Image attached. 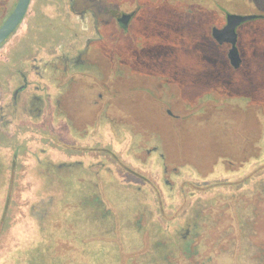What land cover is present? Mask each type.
<instances>
[{"label":"rangeland","instance_id":"rangeland-1","mask_svg":"<svg viewBox=\"0 0 264 264\" xmlns=\"http://www.w3.org/2000/svg\"><path fill=\"white\" fill-rule=\"evenodd\" d=\"M240 1L244 5V0ZM233 3V0H171L164 11L162 8L157 12L151 8L142 9L141 15L157 21L159 32L153 37L159 38L160 43L158 46L147 44L148 48L143 47L132 56L135 57L133 66L143 74L139 75L129 68L132 66L129 58L122 79L112 67L113 91L117 93L115 106L125 110L134 131L143 133L145 147L158 145L157 153L147 155L144 150V162L135 168L143 175L138 183L143 199L134 207L140 211L143 209L138 226L135 222L139 216L132 219L131 214L135 210L130 212V208L120 211V216L116 215L112 221L95 219L91 211L93 201L78 192V185L82 183H77L76 169L65 174L67 170L62 168L60 178L55 179L57 183L51 182L56 183L63 194L57 195V199H49V194L57 191L44 192L41 186L43 180L39 177V165L43 164H38L37 160L42 156L43 145L39 142L42 132H32L40 127L39 122L31 121L29 132H15L12 138L4 132L0 134L4 175L6 178L14 177L12 184H0V264H171L174 260L169 261L170 258L180 254H169V250L174 248V233L165 219H173L170 221L172 226L183 223L188 200L180 197V193L191 192V198L197 195L210 198L221 193L225 197L237 192L249 193V183L253 178H259L261 185L257 182L258 188L263 187L264 119H261L263 126L254 120L252 124L247 112L242 117L239 105L225 100L220 93L212 92L209 98H206L208 94L202 96L204 98H196L209 89L208 83H220L221 78L226 77L242 80L235 86L237 90L248 91L264 86L263 19L246 22L240 29L242 62L238 69L231 66L227 57L229 45H220L211 37V28L223 25L225 11H245L238 9L239 5L233 6ZM248 11L257 12L253 8ZM24 23L26 20L0 48L2 89L8 86L5 81L14 66H18L26 46L27 41L22 37ZM133 44H138L137 39ZM140 56L143 59L141 62L138 61ZM114 62L112 64L116 65L117 62ZM104 64L108 65L101 62V65ZM173 67L179 69L183 78L188 80L191 77L192 84L185 87L173 82L175 80L166 82L163 74L149 72H160L166 68L172 71ZM125 98L126 104L123 103ZM47 113L45 111V115ZM129 114H134V119ZM46 123H49L48 129L55 128L51 120H46ZM0 125L6 128L5 118ZM16 135L19 139L26 135L28 140L24 141L23 147L16 148ZM64 139L68 140L67 137ZM47 144L46 154L57 162L56 157L59 156L56 155L59 153L54 151V141L47 139ZM16 152H20L17 158L13 157ZM159 153L164 155L167 177L173 180L170 191L162 183ZM253 154L259 156L250 157ZM189 162L198 169L187 165ZM174 166L178 168L175 176L169 174ZM226 168L234 171H227ZM46 181L50 185V181ZM152 189L159 192L158 198L162 197L160 206L165 209L162 213L164 217H158L156 213L158 198H154ZM7 190L11 194L6 196L4 193ZM245 197L241 196V204L246 203ZM115 198L117 207L113 210L122 207L119 204L122 201ZM122 204L126 206V203ZM237 209L235 211L239 214ZM168 210L175 211L168 216ZM119 218L121 222L115 221ZM156 219L163 225L155 227ZM133 225L137 228L134 229ZM229 244L226 242L224 246ZM249 251L241 242L238 248L223 250L208 264H256ZM212 252L210 257L216 254L215 249ZM159 253L169 255L167 263L160 259Z\"/></svg>","mask_w":264,"mask_h":264},{"label":"flooded vegetation","instance_id":"flooded-vegetation-1","mask_svg":"<svg viewBox=\"0 0 264 264\" xmlns=\"http://www.w3.org/2000/svg\"><path fill=\"white\" fill-rule=\"evenodd\" d=\"M17 1L0 0V26ZM233 1V6L239 5L238 9L245 11H225L223 25L214 27L222 28L230 13L255 15L236 27V45L241 57L240 29L251 20H264V0H244V5L240 0ZM170 2L171 0H30L22 20L0 43L1 48L26 20L22 37L27 43L22 58L19 59L18 66H14L10 77H7L5 82L8 86L0 88V121L5 118L8 126L4 129L0 125V134L4 132L13 137L15 132H29L31 121L40 123V127L32 132H42L39 134V142L43 145L40 151L42 156L38 157L37 163L43 164L39 165V177L45 181L41 184L43 191H57L49 194L50 200L63 194L55 180L60 178L62 168L67 170L65 174L73 173V169H76L77 183H82L78 185V192L93 201L91 211L95 219L112 221L116 215L120 216V211L125 212L130 208V212L135 210L131 214L132 219L139 216L136 225L141 221L143 209L140 211L134 207L143 199L138 185L143 175L135 168L144 162L143 151L147 155L157 153L158 145L145 147L143 133L134 131L128 123L125 110L115 106L117 93L113 91L111 70L114 67L115 73L122 79L128 68L129 52L135 54L143 47L148 48L147 44L158 46L159 38L153 37L154 33L159 32L157 21L141 15L142 9L151 8L157 12L166 4L170 5ZM252 8L257 12L248 11ZM136 39V48L128 50V43L133 46ZM220 45L230 47L228 42ZM114 61L117 62L116 65L112 64ZM101 62L108 65H101ZM241 62L242 58L238 67H232L238 69ZM129 68L139 75L143 74L136 66L130 65ZM149 72L155 75L159 71ZM123 103H127V98ZM45 111H48L49 118ZM133 116L134 114L130 115L132 118ZM46 120H51V125L55 128L48 129L49 123ZM15 139L16 148L23 147L24 141L28 140L26 135L20 136V139L16 135ZM47 139L55 143L54 151L59 153L56 155L59 156L56 157L57 162L46 154ZM19 153H13V157L17 158ZM163 156L161 153L158 155L162 164L161 179L170 191L173 180L167 177ZM2 157L0 154V184L9 185L13 183L14 177H5V162ZM187 165L198 169L191 163ZM171 169L169 174L177 175L178 168L174 166ZM46 180L50 181V185ZM257 182L261 185L259 178L250 181L249 193L237 192L228 197L221 193L210 198H202L201 195L191 198V192L180 193V197L188 200L183 212V223L172 226L170 221L173 219H165L174 233V248L169 250V254H180L179 257L170 258L169 261L174 260L171 264H208L220 252L223 253V250L230 247L238 248L241 242L249 248V255L256 264H264V182L262 188H258ZM4 194L7 196L11 193L7 190ZM152 195L156 199L159 192L152 189ZM245 195L246 203L241 204V196ZM114 198L126 203V206L121 202L119 204L122 207L113 210L117 207ZM161 199L162 197L156 199L158 217H164L165 209L160 206ZM235 208H238L239 214ZM168 211L169 216L175 210ZM115 221H120V218ZM136 225H133L134 229L137 228ZM160 225L163 223L156 219L154 226ZM124 226L125 223L122 227ZM226 242L230 243L227 246L229 248L224 246ZM213 249L216 254L210 257ZM158 255L160 259L166 260L168 254Z\"/></svg>","mask_w":264,"mask_h":264},{"label":"trees","instance_id":"trees-1","mask_svg":"<svg viewBox=\"0 0 264 264\" xmlns=\"http://www.w3.org/2000/svg\"><path fill=\"white\" fill-rule=\"evenodd\" d=\"M162 10L164 11L165 7H162ZM210 34H211V31H210ZM128 46H130L128 50L136 48L135 44L133 46H131L128 43ZM133 54L134 53H130L129 52V55L127 56L129 58V60L132 62V65L135 64V57H132ZM142 60L143 59L140 56L138 61L141 62ZM170 69L171 68H169V69L166 68L165 70H161L157 74H161V75L163 74L162 78L166 79L165 81H167V79L170 80V81L171 80L172 81L175 80L173 82H176V84H179V85H182V86H185V87L187 85L192 84L191 77H189L188 80L183 78L182 77L183 74L179 73L180 71H179L178 68L175 69L173 67L172 71ZM221 79H223V80L220 83L218 81L217 82L213 81V82L208 83V85H210L208 87L209 89L205 90V92H203L201 95L197 96L196 98H204L202 96H206L205 94H208V96L206 98H209L212 95V92L220 93V95L225 100L235 101L234 103L236 105H239L238 107L240 108V112L242 113L241 114L242 117H243V114L247 112L248 115L251 116V118H252L250 120L251 123L254 120V121H257L258 123H260L262 125L261 119H264V86L258 87V88L252 89V90H248V91H242V90H239V89L237 90V87H235L239 81H242L240 78L238 80H233L231 77H229V78L226 77L225 79L224 78H221ZM223 81H224V83H223ZM235 81H237V82H235ZM180 95H181V97H184L181 93H180ZM188 100L191 101L190 98H188ZM262 129H263V127H262ZM175 137H176V135H175ZM175 137H174V139H175ZM260 137H261V134H260V136L258 138L257 143L259 142ZM257 145H258L259 150H260L259 144H257ZM257 145H255V146H257ZM259 154H260V151H259ZM259 154L257 156H259ZM253 155H254V157H253ZM253 155L250 156V157H252V158L257 157V156H255V154H253ZM185 163H187V162H185ZM189 163H191V162H189ZM226 170L227 171H234V169H232V168H226Z\"/></svg>","mask_w":264,"mask_h":264},{"label":"water","instance_id":"water-1","mask_svg":"<svg viewBox=\"0 0 264 264\" xmlns=\"http://www.w3.org/2000/svg\"><path fill=\"white\" fill-rule=\"evenodd\" d=\"M30 0H18L14 9L0 26V43L15 29L22 20ZM254 14H228L225 25L222 28L213 27L211 36L218 42H228V58L231 66L238 67L241 61L236 45V27L247 20L254 18Z\"/></svg>","mask_w":264,"mask_h":264}]
</instances>
